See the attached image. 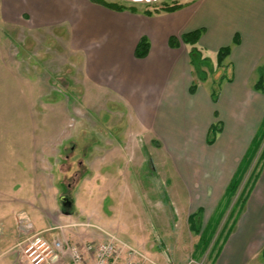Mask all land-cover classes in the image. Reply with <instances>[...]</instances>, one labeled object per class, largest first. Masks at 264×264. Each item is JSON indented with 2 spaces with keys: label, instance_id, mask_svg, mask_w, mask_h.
<instances>
[{
  "label": "rangeland",
  "instance_id": "obj_1",
  "mask_svg": "<svg viewBox=\"0 0 264 264\" xmlns=\"http://www.w3.org/2000/svg\"><path fill=\"white\" fill-rule=\"evenodd\" d=\"M35 1L0 0V264H27L25 241L42 231L49 242L65 239L80 247L104 241L107 234L143 253L162 246L157 251L159 263L150 264H170L175 254L174 264H195L189 263L191 259L213 264L234 225L237 213L231 216L230 209L246 180L213 232H208V250L201 256L192 246L198 236L178 209L189 191L176 180L165 150L141 123L152 108L137 95H154L165 85L143 83L146 88L134 85L126 90L121 70L99 67L93 51L110 42V34L104 22L97 31L92 24L81 23L77 15L84 9L81 0L74 5L78 17L69 16L64 0L41 10H36ZM104 1L134 7L142 14L165 2L188 0ZM216 52L201 49L209 62L203 67L207 78L199 86L200 96L211 95L212 80L216 85L227 72L228 62L218 65ZM172 72L165 88L175 77L182 85V68L176 65ZM192 77L201 82L193 68ZM166 102L161 103L163 112ZM194 102L195 98L185 99L186 110ZM167 111L173 112L170 118L179 117L177 109ZM62 195L73 199L69 214L63 212ZM166 196L174 205L163 202ZM179 239L183 242L178 247ZM44 264L74 263L67 253H55ZM81 264L93 262L87 258Z\"/></svg>",
  "mask_w": 264,
  "mask_h": 264
},
{
  "label": "crops",
  "instance_id": "obj_2",
  "mask_svg": "<svg viewBox=\"0 0 264 264\" xmlns=\"http://www.w3.org/2000/svg\"><path fill=\"white\" fill-rule=\"evenodd\" d=\"M55 1L36 0V10L51 7ZM77 2L80 0H64L69 16L77 12L78 8L74 7ZM81 4L84 9H78L77 14L81 17V23L92 24L97 31L100 29V22H104L111 38L110 42H104L99 49L93 51L94 58L100 60L99 67L121 70L126 90L134 85L146 88L143 83H154L155 87L163 84L165 88L174 66L182 68L181 86L175 77L168 88L156 89L154 95L146 93L145 96H140L142 92H139L137 99L147 108H152H146L149 113L146 120L141 119V123L146 124L152 139L159 142L165 150L172 162L176 180L181 182L186 193L189 191L188 195H182L178 207L185 214L186 225L189 227V215L198 210L202 212L201 220L204 225L223 197L264 117V92L254 87L260 77V69L264 85V0H197L177 11L152 16L127 10L113 11L89 4L86 0H81ZM200 27L205 31L197 42L199 48L217 51L223 46L230 47V53L225 58L228 62L227 72L220 76L215 102L209 94H198L202 81L198 83L194 93H189L193 77L188 50L184 47L186 45L180 43L174 48L168 45L170 36L179 37L184 32ZM141 36L148 39L149 51L146 57L140 59L133 52ZM235 36L237 43H234ZM189 97L195 98V102L186 110L184 102ZM165 101L169 103L166 102L168 108L163 112L160 107ZM168 109H177L179 117L170 118L173 112L168 114ZM179 118L184 121L183 124L177 123ZM215 123L219 124L220 130L214 142L208 144L207 133ZM247 174L248 171L243 180H246ZM163 202L174 205L170 196H166ZM197 240L198 237L192 241L196 252ZM182 242V239L178 240V247ZM144 243L146 246L149 240ZM161 247L152 246V253H144L147 257L150 256V261L158 262L161 254L157 251ZM263 250L264 165L248 193L243 210L218 253L213 256L212 262L261 263L264 261ZM177 258L178 255L175 254L169 263H177Z\"/></svg>",
  "mask_w": 264,
  "mask_h": 264
},
{
  "label": "trees",
  "instance_id": "obj_3",
  "mask_svg": "<svg viewBox=\"0 0 264 264\" xmlns=\"http://www.w3.org/2000/svg\"><path fill=\"white\" fill-rule=\"evenodd\" d=\"M90 1L93 3L99 4L105 8L114 10V11L120 12V11L127 10L133 13L138 12L136 8L131 7V6H124V5H119L115 3H108L104 0H90ZM194 1L195 0H188L185 2L174 1L172 3L165 2V3H162V5H160L159 8H156L154 12H152L151 10L145 9L142 11V14L147 15V16H152L153 14L174 12L190 4V2H194ZM204 31H205L204 28L200 27V28L188 31V32H184L179 37L170 36L168 39V45L170 47H173V48L178 47L180 43L190 47L188 51L189 63L192 66L193 71L199 81L205 80L207 78V73L203 69V67L208 65V62H209L207 57L202 56L201 49L197 46V42ZM237 42H238V39L235 36L234 43H237ZM148 51H149L148 39L145 36H141L134 48L133 54L136 58L141 59V58L146 57ZM229 53H230L229 46H223L219 48L216 52L217 64L221 65L223 61L225 60V58L228 57ZM261 70L262 69L259 70L260 77L255 83L254 87L256 90L264 92V85H263ZM197 85H198L197 82L192 81L189 86V93L191 94L194 93L197 89ZM219 85H220V80L216 82V85H214L212 89L211 97L214 102L217 99ZM219 130H220V127H219V124L217 123L212 124L210 126L208 133H207V143L208 144H211L214 142L216 134L219 132ZM262 145H263V148L258 154L257 152L258 150H260V147ZM256 156H257V160L255 162L256 164L253 167L252 172L249 174L248 178L246 179V183L243 186L241 193H239L236 202L230 209L231 216L235 212L237 213L236 218L240 215L241 211L243 210L248 193L250 192L254 184V181L257 178L260 168L264 165V117L248 149L243 155L241 161L239 162L237 170L235 171L229 184L227 185L223 197L219 201L215 211L211 215V218L207 221L206 225L205 226L202 225L201 210H198L197 212L189 215L188 217L189 229L191 230V232H193L195 235L198 236L195 250H197L199 254H203L207 250L208 244H209L208 243L209 241L208 232L210 233L213 232L214 225H217L219 223L220 219L222 218L227 208L230 207L231 199L237 193V190L242 184L243 177L245 176L246 172L249 170ZM236 218L234 220H236ZM219 249L217 250V253ZM209 253H208V256H211L209 255ZM263 254H264V250H263Z\"/></svg>",
  "mask_w": 264,
  "mask_h": 264
},
{
  "label": "built area",
  "instance_id": "obj_4",
  "mask_svg": "<svg viewBox=\"0 0 264 264\" xmlns=\"http://www.w3.org/2000/svg\"><path fill=\"white\" fill-rule=\"evenodd\" d=\"M35 233L25 241L24 254L27 264H44L55 253H67L74 264H81L91 258L93 264H144L150 260L145 253L114 235L107 234L104 241L90 242L80 247L65 239L49 242L42 234ZM189 263L204 264L190 260Z\"/></svg>",
  "mask_w": 264,
  "mask_h": 264
},
{
  "label": "water",
  "instance_id": "obj_5",
  "mask_svg": "<svg viewBox=\"0 0 264 264\" xmlns=\"http://www.w3.org/2000/svg\"><path fill=\"white\" fill-rule=\"evenodd\" d=\"M60 201H61L63 212L65 214H69L70 213L69 209H71L73 199L68 195H62L60 196Z\"/></svg>",
  "mask_w": 264,
  "mask_h": 264
}]
</instances>
